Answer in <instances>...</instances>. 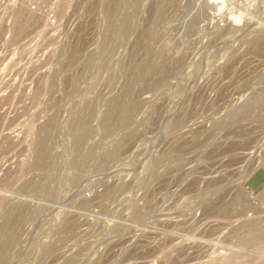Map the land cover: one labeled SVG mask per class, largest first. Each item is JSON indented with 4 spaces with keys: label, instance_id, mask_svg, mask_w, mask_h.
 <instances>
[{
    "label": "rangeland",
    "instance_id": "rangeland-1",
    "mask_svg": "<svg viewBox=\"0 0 264 264\" xmlns=\"http://www.w3.org/2000/svg\"><path fill=\"white\" fill-rule=\"evenodd\" d=\"M21 2V31L20 3L0 13V227L22 207L4 264H263L264 242L246 235L264 222V40L252 46L264 0H138L106 53L105 0H61L59 35L38 45V15ZM31 59L58 69H22ZM120 94L136 106L111 130L103 117ZM78 118L90 135L75 149Z\"/></svg>",
    "mask_w": 264,
    "mask_h": 264
},
{
    "label": "bare ground",
    "instance_id": "bare-ground-1",
    "mask_svg": "<svg viewBox=\"0 0 264 264\" xmlns=\"http://www.w3.org/2000/svg\"><path fill=\"white\" fill-rule=\"evenodd\" d=\"M160 1V0H159ZM216 1V0H215ZM100 2V1H99ZM103 2V1H102ZM218 2V1H217ZM138 3V0H105V8H106V11H107V14L110 16H108V18H110L109 20V25H108V27H107V42H106V44L102 47V52H104V53H106L107 51H109L110 49H109V47H110V39H113L116 35H118V34H121V33H124L129 27H130V19H131V13H132V7H134L135 6V4H137ZM163 4V3H162ZM24 6V3L23 2H21V6L16 10V13H15V28L17 29V30H19V31H21L22 29H24L25 27H26V25L28 24V22H29V19H30V17L28 16V15H26L25 14V11H24V9H22V7ZM25 7V6H24ZM23 7V8H24ZM136 7V6H135ZM139 9V8H138ZM105 11V10H104ZM133 15V14H132ZM132 25V24H131ZM129 32V31H128ZM117 39V38H116ZM114 40V39H113ZM254 41H252V42H254L253 43V45L252 46H256V47H259L261 44H262V42H263V40H264V32L262 31L260 34H258V36L255 38V39H253ZM264 44V43H263ZM100 50V49H99ZM101 52V53H102ZM165 52V51H164ZM99 53H100V51H99ZM151 53V52H150ZM156 53H158V52H156ZM155 53V54H156ZM169 53V52H168ZM162 54V53H161ZM150 55V54H149ZM100 56H101V54H100ZM152 56V55H151ZM153 56H154V54H153ZM152 56V57H153ZM89 57H91V56H89ZM94 57V56H93ZM165 57V56H164ZM167 57V56H166ZM151 58V57H150ZM155 58V57H154ZM157 58H158V54H157ZM161 59H163V57L161 58ZM166 59V58H165ZM165 59H163V60H165ZM85 60V59H84ZM150 60H152L153 61V59H150ZM64 61V60H63ZM67 61V60H66ZM71 61H72V59H71ZM151 62V61H150ZM89 63H93V60H90V62ZM88 63V64H89ZM88 64H86L87 65V67H89L90 68V66H88ZM94 64V63H93ZM92 64V65H93ZM154 64H155V62H154ZM68 65V64H67ZM67 65H65V66H67ZM70 65V64H69ZM91 65V64H90ZM152 64H150L149 63V61H147V63H145V64H142V65H139V66H135V67H133V68H131L132 69V71L131 72H133V74H134V77H136V81H138V80H142V79H144L145 78V76L148 74V72H149V69L152 67L151 66ZM64 66V65H63ZM63 66H62V68L61 69H63L64 70V68H63ZM64 66V67H65ZM61 67V66H60ZM154 67V66H153ZM67 67H65V69H66ZM88 68V69H89ZM157 68V67H156ZM69 70V69H68ZM60 71V70H59ZM164 71V70H163ZM165 74V73H164ZM167 74V73H166ZM76 76V75H75ZM81 76V75H80ZM55 77V76H54ZM77 77H78V75H77ZM133 77V78H134ZM157 77H159V76H157ZM163 77V76H162ZM56 79V78H55ZM76 79H78V78H76ZM52 80V79H51ZM50 80V81H51ZM133 80V79H132ZM135 80V79H134ZM135 81V82H136ZM53 82H54V80H53ZM74 82V81H73ZM145 82V81H144ZM156 82V81H155ZM66 83V82H65ZM76 83V82H75ZM44 84V83H43ZM67 84H69L68 82H67ZM157 84V83H156ZM54 85V84H53ZM71 85H73V83L71 84ZM42 86V85H41ZM40 87V86H39ZM52 87V86H51ZM123 92V91H122ZM128 92H126V94H127ZM127 96V95H126ZM134 98V97H133ZM262 99H263V97H261ZM129 98H127V97H125L124 95H119V96H117L114 100L112 99L111 101H112V103H113V106H111V108L109 109V111H108V113L107 114H103L105 117H103L104 119H103V124H104V126L106 127V128H108V129H111V128H113V126L114 125H117L118 126V124L119 123H122V122H125V120L127 121V118H129V116H128V113H129V111H131V109L132 108H135V106H136V102L135 101H133L132 99H131V101H130V99L128 100ZM136 99V98H135ZM1 100V99H0ZM140 103V102H139ZM4 104V103H3ZM253 104V103H252ZM252 104H249L250 106H252ZM262 104H264L263 102H262ZM259 105H261V102L258 104V105H256L257 107L259 106ZM2 106V105H1ZM248 106V105H247ZM250 106H248V108L250 107ZM109 107V106H108ZM246 107V106H245ZM244 107V108H245ZM254 107H255V103H254ZM254 107H252V108H254ZM260 107V106H259ZM85 108V107H84ZM243 108V111H245L244 112V114L245 113H247L246 111V108L244 109ZM262 110H263V108H264V106H262V107H260ZM108 109V108H107ZM258 109V108H257ZM260 109V110H261ZM242 110V109H241ZM240 110V111H241ZM254 110V109H253ZM253 110H251V112L249 111V109H248V113L247 114H249V112L250 113H254L255 112V110H254V112H253ZM83 111V110H82ZM242 111V112H243ZM259 111V110H258ZM83 113V112H82ZM82 113H81V115H82ZM105 113V112H104ZM237 113V112H236ZM263 113V112H262ZM261 112H260V114H262ZM130 114V113H129ZM239 114V113H238ZM247 114L246 115H244V116H247ZM255 114H257V112H255L254 113V115ZM79 115V114H78ZM86 115V114H85ZM240 115V114H239ZM253 115V114H252ZM241 116H243V115H241ZM241 116H239V117H241ZM249 116V115H248ZM4 117V116H3ZM86 117V116H85ZM89 117V116H88ZM238 117V118H239ZM76 118V117H75ZM84 118V117H83ZM236 118H237V115H236ZM236 118H235V120H236ZM237 118V119H238ZM81 119H82V117H81ZM89 119V118H88ZM2 120V119H1ZM53 120V119H52ZM82 120H84V119H82ZM82 120H80L79 118L77 119V122H72V123H74V124H76L75 125V127H74V130H76V132H75V144H76V147H75V149H79V147L82 145V141H83V139H86L85 137L89 134V132H88V129L86 130V129H84L83 128V122H85V121H82ZM131 120V119H130ZM259 120V119H258ZM129 121V120H128ZM262 121V120H261ZM82 122V123H81ZM179 122V121H178ZM182 122V121H181ZM180 122V123H181ZM1 123V122H0ZM48 123V122H47ZM50 123H52V122H50ZM86 123V122H85ZM89 123V122H88ZM101 123V124H102ZM46 124V123H45ZM74 124H72V126L74 125ZM98 124V123H97ZM175 126H176V124L175 123H173ZM41 125V124H40ZM124 125V124H123ZM178 125V124H177ZM97 126V125H96ZM46 127H47V125H46ZM70 127H71V125H70ZM101 127V126H100ZM45 127H42V128H39V130L41 129V132H42V130L44 129ZM125 128V127H124ZM46 129V128H45ZM114 129V128H113ZM115 129H117V128H115ZM114 129V130H115ZM121 129V128H120ZM251 129V128H250ZM38 130V131H39ZM53 130V129H52ZM69 130V129H68ZM112 130V129H111ZM124 130V129H123ZM37 131V132H38ZM46 131H48V129L46 130ZM73 131V130H72ZM118 131V130H117ZM129 131V130H128ZM248 131V130H247ZM250 131H252V129L250 130ZM40 133V132H39ZM128 133V132H127ZM45 134V133H44ZM130 134V133H129ZM36 135V134H35ZM50 135H51V133H50ZM74 135V134H73ZM90 135V134H89ZM123 135H124V133H123ZM126 135V134H125ZM88 137V136H87ZM256 137V136H255ZM122 140V139H121ZM130 140V139H129ZM132 140V139H131ZM249 140V139H248ZM247 140V141H248ZM39 141H40V145L37 147V154H36V166L37 165H39V166H41L40 167V169H42V165H44V163H45V161H46V146H45V142H46V138L43 136V135H40V139H39ZM251 141V140H250ZM119 142V144H120V141H118ZM118 144V143H117ZM83 145H84V143H83ZM50 146V145H49ZM72 146H73V144H72ZM244 146H246V145H244ZM35 147V146H34ZM74 147V146H73ZM122 147V146H121ZM237 147V146H236ZM247 147V146H246ZM252 147V146H251ZM257 147V146H256ZM259 147V146H258ZM81 148V147H80ZM116 148V147H115ZM245 148V147H244ZM74 149V148H73ZM117 149V148H116ZM235 149V148H234ZM81 150V149H80ZM50 151V150H49ZM75 151V150H74ZM117 151V150H116ZM83 152V151H82ZM112 152H113V150H112ZM79 153V152H78ZM116 153V152H115ZM120 153V152H119ZM34 154H35V151H34ZM80 154V153H79ZM82 154V153H81ZM117 154V153H116ZM234 154H237V153H234ZM114 155V154H113ZM120 155V154H119ZM105 156V155H104ZM107 156V155H106ZM110 156V155H109ZM115 156V155H114ZM34 157V156H33ZM111 157V156H110ZM35 158V157H34ZM113 158V157H112ZM237 158V157H236ZM243 158V157H242ZM262 158V157H261ZM107 159V158H106ZM111 159V158H110ZM108 160V159H107ZM51 161V160H50ZM51 163V162H50ZM85 163V162H84ZM78 164V163H77ZM76 164V165H77ZM83 165V164H82ZM78 166H80V170H81V165H78ZM35 167V166H34ZM34 167H33V169H34ZM27 168V167H26ZM30 168H31V166H30ZM82 168L84 169V166H82ZM28 169H29V167H28ZM75 169V168H74ZM36 170V169H35ZM77 171H79V170H77ZM82 171H84V170H82ZM81 171V172H82ZM80 172V173H81ZM75 173V172H74ZM79 173V172H78ZM54 175V174H53ZM76 175V174H75ZM52 176V175H51ZM74 176V175H73ZM78 176V175H77ZM47 177V176H46ZM45 177V178H46ZM79 177V176H78ZM51 178H53V177H51ZM73 179H75V178H73ZM5 180V179H4ZM48 180H49V178H48ZM63 180V179H62ZM76 180V179H75ZM3 181V180H2ZM31 181V180H30ZM77 181V180H76ZM75 182V181H74ZM6 183V182H5ZM27 183V182H26ZM29 184V183H28ZM33 184V183H32ZM31 185V184H30ZM26 186V185H25ZM32 186H34V185H32ZM36 187V186H35ZM114 189V188H113ZM118 189H119V187H118ZM48 191V190H47ZM53 192V191H52ZM47 193V192H46ZM111 194V193H110ZM106 195V194H105ZM219 195V194H218ZM253 195V194H252ZM110 196V195H109ZM222 196V195H221ZM224 196V195H223ZM232 197V196H231ZM235 197V196H234ZM7 198V197H6ZM54 198V197H53ZM56 198V197H55ZM233 198V197H232ZM223 199V198H222ZM5 200V199H4ZM228 200V199H227ZM233 200H236V199H234L233 198ZM258 199L256 198V201H257ZM220 201V200H219ZM238 201V200H237ZM8 202V201H7ZM85 202V201H84ZM83 202V203H84ZM217 202V201H216ZM216 202H214V203H216ZM243 202V201H242ZM3 203V202H2ZM82 203V202H81ZM219 203V202H218ZM236 203V202H235ZM19 204V203H18ZM21 204H23V203H21ZM25 205H26V203H24ZM30 204V203H29ZM213 204V203H212ZM222 204V203H221ZM226 204V203H225ZM240 204H241V202H240ZM239 204V205H240ZM235 205V204H234ZM254 205V204H253ZM13 206V205H12ZM33 206V205H32ZM225 206V205H224ZM25 206H23V208H24ZM28 206L26 205V207L25 208H27ZM137 207V206H136ZM221 207V206H220ZM262 207V206H261ZM22 207H18V208H16L15 209V207H11V209H10V207H9V209H10V212H9V210H8V208L6 207V209L8 210V214L6 215V217H5V220H4V217H3V220H4V228H2V226L0 227V264H4L8 259H9V257L10 256H12V255H10V249H11V247H13V245L15 244V243H17L18 242V240H16V238H17V236L15 235V231H16V228H12V227H14V224H16V216H17V214L19 213H21V211H22V209H21ZM25 208H24V211H25ZM34 208V207H33ZM40 208V207H39ZM137 208H139V207H137ZM244 208V207H243ZM6 210V211H7ZM38 210V209H37ZM138 210V209H137ZM140 210V209H139ZM209 210H211V209H209ZM218 210V209H217ZM5 211V213H7ZM36 211V210H35ZM142 211V210H141ZM240 211H242V210H240ZM140 212V211H139ZM139 212L137 213V212H135V213H137V214H139ZM210 212V211H209ZM218 213L217 214H219V216H224V217H227L228 216V214L230 213L229 212V207L227 206V207H222V208H219V210L217 211ZM37 213V212H36ZM18 214V215H19ZM142 214V213H141ZM237 214H239V213H237ZM242 214V213H241ZM5 215V214H4ZM227 215V216H226ZM26 216V215H25ZM67 217V216H66ZM218 217V216H217ZM69 218V217H68ZM261 218V217H260ZM244 220V219H243ZM19 221V220H18ZM21 221V220H20ZM75 221V220H74ZM261 221V220H260ZM216 222H218V221H216ZM228 222V221H227ZM258 223H256L255 221H254V223H256V224H250L249 226V228L251 229L252 228V230H250V232L249 233H247V241H251V243L253 242H258V241H262V243L264 242V222L263 221H261V222H259V221H257ZM1 223H3V221L1 222ZM61 223V222H60ZM74 222L73 221H71L70 219H68V220H66L65 221V223H64V225L62 226V227H60L61 229H62V231H68L69 229H71V228H73L74 226V224H73ZM224 223V222H223ZM241 223V222H240ZM253 223V222H252ZM19 224V223H18ZM226 224V223H225ZM246 225H247V223H245ZM249 224V223H248ZM244 225V224H243ZM8 226H9V228H8ZM17 226V225H16ZM239 226H240V224H239ZM245 226V225H244ZM11 227V228H10ZM233 227V226H232ZM240 228H242L241 226H240ZM239 227H238V230H236V231H240L241 229H240ZM253 228H255V229H253ZM60 229V230H61ZM235 229H236V227H235ZM234 229V230H235ZM240 229V230H239ZM243 229V228H242ZM248 229V227L246 228V229H244V230H247ZM74 230V229H73ZM234 230H232V231H234ZM70 231V230H69ZM71 232V231H70ZM235 232V231H234ZM242 232H243V230H242ZM242 232H240V233H242ZM245 232V231H244ZM65 233V232H64ZM235 234V233H234ZM233 234V235H234ZM237 234H239V233H237ZM242 234H244V233H242ZM238 236V235H237ZM240 236V235H239ZM244 236V235H243ZM245 236V237H246ZM19 237V236H18ZM245 237H244V239L242 240V242H244L245 243V241L244 240H246L245 239ZM20 238V237H19ZM18 238V239H19ZM58 238V237H57ZM63 238V237H62ZM240 238V237H239ZM243 238V237H242ZM242 238H240L239 239V241H241V239ZM65 240V239H64ZM15 241H17V242H15ZM52 241V240H51ZM58 241H60V240H58ZM63 241V240H62ZM246 241V243H249V242H247ZM57 242V241H56ZM61 243V242H60ZM63 244V243H62ZM258 244H261V243H258ZM46 245V244H45ZM57 245V243H51V245H50V248L51 249H54L55 248V246ZM60 245V244H59ZM83 246V245H82ZM46 248V247H45ZM50 248H48V249H50ZM59 247H57V249H58ZM56 249V250H57ZM70 249V248H69ZM78 249V248H77ZM46 250V249H45ZM55 250V249H54ZM55 250V251H56ZM51 251H53V250H51ZM50 251V252H51ZM63 251V250H62ZM79 251L81 252V250L79 249ZM45 252V251H44ZM47 252V251H46ZM60 252V251H59ZM55 253V252H54ZM65 253V252H64ZM67 254V253H66ZM71 254H73V253H71ZM78 254H79V252H78ZM56 255V254H55ZM74 255V254H73ZM104 255V254H103ZM59 256V255H58ZM75 256H78V255H76L75 254ZM75 256H73V257H70L69 259H66V262H65V264H75L76 262V258H75ZM102 257V256H101ZM221 257V256H220ZM233 257V256H232ZM65 258V257H64ZM66 258H67V256H66ZM226 257H224V258H221L220 259V261H222V259H223V262L224 261H226V260H224ZM227 258H228V256H227ZM229 258H231L230 256H229ZM262 258V257H261ZM12 259V258H11ZM10 259V260H11ZM215 259H217V260H219V258H215ZM259 259V258H258ZM228 260V259H227ZM232 260V259H231ZM231 260L229 259V261H228V264H231L232 262H231ZM81 261V260H80ZM220 261L218 262V263H220ZM259 261H260V259H259ZM258 261V262H259ZM230 262V263H229ZM257 262V261H256ZM257 262V263H258ZM261 262V261H260ZM262 262H263V264H264V260H262ZM207 263V262H206ZM226 264H227V261L225 262ZM256 263V264H257ZM62 264V263H61ZM76 264H78V263H76ZM208 264H216V260H214V258H213V260H210L209 261V263ZM239 264V263H238ZM254 264V263H253ZM259 264V263H258ZM260 264H262V263H260Z\"/></svg>",
    "mask_w": 264,
    "mask_h": 264
},
{
    "label": "built area",
    "instance_id": "built-area-1",
    "mask_svg": "<svg viewBox=\"0 0 264 264\" xmlns=\"http://www.w3.org/2000/svg\"><path fill=\"white\" fill-rule=\"evenodd\" d=\"M60 1L61 0H27L29 10L38 15L37 22L33 29L34 31L32 30L33 33L30 37L31 42H35V45L40 44L42 39H55L59 35L61 30V19L58 12ZM70 1L72 2L73 0ZM18 3L21 4V0H0V13L3 15L9 13L8 11L12 10L14 7L16 8ZM28 56H30V54H28ZM41 67L39 63H34L33 59H31L29 64H23L22 69L48 71L58 69L53 68L51 65L43 68Z\"/></svg>",
    "mask_w": 264,
    "mask_h": 264
}]
</instances>
